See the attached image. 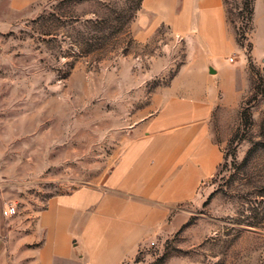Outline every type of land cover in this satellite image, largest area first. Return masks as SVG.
<instances>
[{
    "label": "rangeland",
    "instance_id": "obj_1",
    "mask_svg": "<svg viewBox=\"0 0 264 264\" xmlns=\"http://www.w3.org/2000/svg\"><path fill=\"white\" fill-rule=\"evenodd\" d=\"M224 3L232 40L212 61L234 80L209 123L219 160L160 204L124 264H264V16ZM140 15L141 0H0V188L17 210L101 185L165 100L191 45L163 25L141 42Z\"/></svg>",
    "mask_w": 264,
    "mask_h": 264
},
{
    "label": "crops",
    "instance_id": "obj_2",
    "mask_svg": "<svg viewBox=\"0 0 264 264\" xmlns=\"http://www.w3.org/2000/svg\"><path fill=\"white\" fill-rule=\"evenodd\" d=\"M33 0H11L24 6ZM264 16V0L254 15ZM137 39L159 26L190 43L187 61L164 89L165 100L133 136L98 186L60 195L32 213L3 214L0 188V264H124L157 230L177 192H188L219 160L210 133L218 95L234 80L212 59L232 40L224 0H141ZM190 178L188 185L184 178Z\"/></svg>",
    "mask_w": 264,
    "mask_h": 264
},
{
    "label": "built area",
    "instance_id": "obj_3",
    "mask_svg": "<svg viewBox=\"0 0 264 264\" xmlns=\"http://www.w3.org/2000/svg\"><path fill=\"white\" fill-rule=\"evenodd\" d=\"M229 60L233 61V58L231 57ZM16 213H17V206L13 202L7 201L3 209V214L6 216H10Z\"/></svg>",
    "mask_w": 264,
    "mask_h": 264
}]
</instances>
